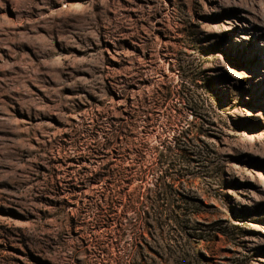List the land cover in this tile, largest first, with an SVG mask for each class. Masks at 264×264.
<instances>
[{
	"label": "rangeland",
	"instance_id": "1",
	"mask_svg": "<svg viewBox=\"0 0 264 264\" xmlns=\"http://www.w3.org/2000/svg\"><path fill=\"white\" fill-rule=\"evenodd\" d=\"M174 106L186 233L119 150L155 156ZM0 264H264V0H0Z\"/></svg>",
	"mask_w": 264,
	"mask_h": 264
},
{
	"label": "trees",
	"instance_id": "2",
	"mask_svg": "<svg viewBox=\"0 0 264 264\" xmlns=\"http://www.w3.org/2000/svg\"><path fill=\"white\" fill-rule=\"evenodd\" d=\"M182 93L185 97H182L181 100L184 101V103H188L189 105L193 104L191 91L189 89H185V91ZM178 97H181L179 96V93ZM166 101L167 98L164 101L163 98L158 99L155 102L151 100V104L153 103L154 106H160L161 103ZM146 108L147 107H138L137 112H143V115H150L152 111L162 110L164 107H152L151 111H149V109L146 110ZM177 108L178 107L176 106L166 107V117L164 118L165 121L162 122L163 128L161 129V135L165 137V141L161 145L163 146V148L155 149L154 153H156V155L151 157V159H146L145 153L148 151V145L142 142H139L138 144H135L133 142H126L125 147L123 146V148H120L119 150L132 151L135 157L130 158V160L133 166H135V176H138L140 180H147L148 176H152L155 188H157L161 195H163V197H161L163 205L166 206V208L169 210L173 207V210H170L172 212L170 213L171 215L168 216L170 218H173L174 222L179 226L182 232L186 233V230L182 225L183 220L181 219V215L184 214H175L176 212H178L177 209L180 207H176L172 204L169 193L174 190V187L177 184L182 186L184 184V186H188L189 184L192 185V183H189L188 179L185 180L187 176L192 174L190 172V167L187 164L193 162L194 160L191 158L192 155H190L187 147L191 141L190 136L193 134H195L194 136H196L199 133V130L193 131V127L191 126V124H189V122L186 121L185 117H180L181 113ZM180 108L182 112L188 109L195 110L196 112L199 109V107ZM138 117L139 116L137 115V118ZM103 118L104 117L97 121V126L95 128L96 132H92L91 135H88V137L92 141V144H94V146L104 151L109 150L110 147H115V143L118 140V136H116V133H118L119 130H112L111 133L105 131L107 130V126H105ZM160 121V119L153 120L152 123L154 124V127L158 126ZM99 131L101 133L98 134ZM100 139L104 141L102 142L100 141ZM126 178H128V176H125L122 173L115 174L114 182L117 183L116 186H121L125 182ZM160 193L157 198L151 201L150 209L154 210L156 208V203H158L159 201ZM119 200L120 196L117 192H115V195L109 197L107 201H105V209H103L104 211H101L102 218L99 217V219H97L99 225H101L102 222H105V218L108 217L107 212L110 211L113 206L119 202ZM110 233H112V231H110Z\"/></svg>",
	"mask_w": 264,
	"mask_h": 264
}]
</instances>
